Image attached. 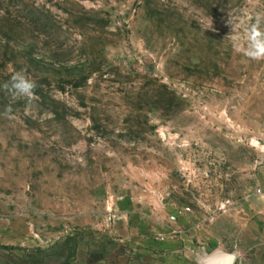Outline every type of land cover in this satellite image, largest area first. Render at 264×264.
<instances>
[{
	"label": "rangeland",
	"instance_id": "rangeland-1",
	"mask_svg": "<svg viewBox=\"0 0 264 264\" xmlns=\"http://www.w3.org/2000/svg\"><path fill=\"white\" fill-rule=\"evenodd\" d=\"M264 0H0V264H264ZM11 112L5 114L6 106Z\"/></svg>",
	"mask_w": 264,
	"mask_h": 264
},
{
	"label": "clouds",
	"instance_id": "clouds-1",
	"mask_svg": "<svg viewBox=\"0 0 264 264\" xmlns=\"http://www.w3.org/2000/svg\"><path fill=\"white\" fill-rule=\"evenodd\" d=\"M232 39L235 50H242L252 60L264 59V15L257 14L255 21L247 29L243 38L246 47L242 48L239 43L240 37L234 36ZM37 87V82L24 69L15 71L8 81L0 85V88L10 95L13 100L33 98ZM9 112H11V105L5 108V114Z\"/></svg>",
	"mask_w": 264,
	"mask_h": 264
},
{
	"label": "built area",
	"instance_id": "built-area-1",
	"mask_svg": "<svg viewBox=\"0 0 264 264\" xmlns=\"http://www.w3.org/2000/svg\"><path fill=\"white\" fill-rule=\"evenodd\" d=\"M256 195L261 197L263 199V201H264V188L259 187L258 189H256Z\"/></svg>",
	"mask_w": 264,
	"mask_h": 264
}]
</instances>
